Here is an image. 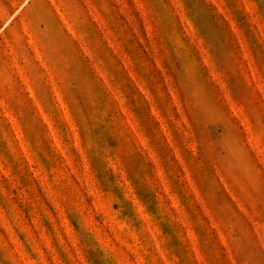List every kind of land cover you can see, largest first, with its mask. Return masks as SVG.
<instances>
[{
    "label": "rangeland",
    "instance_id": "obj_1",
    "mask_svg": "<svg viewBox=\"0 0 264 264\" xmlns=\"http://www.w3.org/2000/svg\"><path fill=\"white\" fill-rule=\"evenodd\" d=\"M0 264H264V0H0Z\"/></svg>",
    "mask_w": 264,
    "mask_h": 264
}]
</instances>
